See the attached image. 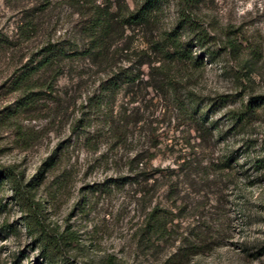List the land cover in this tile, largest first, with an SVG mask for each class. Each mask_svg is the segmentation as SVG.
I'll return each instance as SVG.
<instances>
[{
    "label": "rangeland",
    "instance_id": "1",
    "mask_svg": "<svg viewBox=\"0 0 264 264\" xmlns=\"http://www.w3.org/2000/svg\"><path fill=\"white\" fill-rule=\"evenodd\" d=\"M142 1L96 0L111 27L87 54L93 8L0 0V171L36 181L43 218L67 239L63 257H45L2 177L0 264H264V0L199 1L193 16L216 42L206 46L179 23L181 0L125 23ZM173 29L193 62L167 54ZM49 46L80 53L42 65ZM119 67L132 80L113 94ZM156 205L172 219L166 239L143 229Z\"/></svg>",
    "mask_w": 264,
    "mask_h": 264
},
{
    "label": "trees",
    "instance_id": "2",
    "mask_svg": "<svg viewBox=\"0 0 264 264\" xmlns=\"http://www.w3.org/2000/svg\"><path fill=\"white\" fill-rule=\"evenodd\" d=\"M43 1L44 5L50 3V0ZM73 1H75V5H77L82 11H85L87 8H93L86 17L84 22L85 26L82 28L83 36L88 41V47L85 48L84 51L87 52V54L94 51L99 53L103 49L105 41L108 39L112 14H109L110 10L105 7L106 5L98 4L96 0ZM199 1L201 0H181L179 23L183 25V27L190 29L194 41L199 45L206 46L208 44H215L216 42L214 41L213 36L208 32L207 28L201 26L197 18L193 16V7L199 3ZM166 2H168V0H143L140 4H136L133 9L129 10L127 14H124V22L148 24L152 20L153 13L159 11ZM168 36L169 38L171 37V43L166 50L167 54H171L175 59L193 62L194 56L192 51L188 45L185 46L181 40L177 38V32L173 29L168 33ZM192 37L190 38V41H193ZM236 43L237 42H235L233 38H228L224 43V46L230 50H234L237 47ZM100 45H102V47ZM170 49H172V51ZM78 53H80L79 48L74 49L72 52H68L63 47L49 46L46 48V54L40 63L46 65L55 59L64 57L66 54L75 55ZM131 80V74L126 72L123 67H119L118 71L114 72L106 80V91L110 90L114 94V92L123 87L124 83H129ZM162 80V84H159L161 87L164 86V81L170 85L173 84L172 75L168 73L165 74L164 79ZM254 99L255 97H250L249 102L245 107L232 111V116L237 120L243 119L245 115L252 111ZM194 102H190L187 109L191 115H195V112L198 109V104H194ZM46 163H49V161ZM43 171L44 169L39 172L41 176L43 175ZM2 177L11 182L14 195L26 214L24 218L26 229L31 233H36L37 239L40 242L41 253L45 257H63L67 247V239L64 238L63 235L60 236L55 233L54 229L51 228L43 218L41 203L35 200L30 187L35 185L36 181L32 180L27 186H25L21 179L7 168L0 171V178ZM165 184L170 187L169 189L174 200L178 201V188L174 183V180H167ZM171 222L172 219L167 214L165 208L156 205L149 211L143 229L146 230L147 233L154 234L161 239H166L169 223Z\"/></svg>",
    "mask_w": 264,
    "mask_h": 264
}]
</instances>
